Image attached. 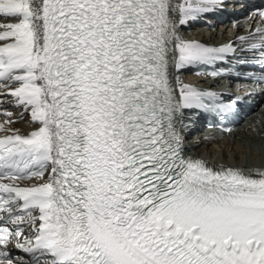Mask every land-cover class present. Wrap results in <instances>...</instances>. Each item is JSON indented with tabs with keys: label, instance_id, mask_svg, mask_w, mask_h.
Listing matches in <instances>:
<instances>
[{
	"label": "snow or ice",
	"instance_id": "snow-or-ice-1",
	"mask_svg": "<svg viewBox=\"0 0 264 264\" xmlns=\"http://www.w3.org/2000/svg\"><path fill=\"white\" fill-rule=\"evenodd\" d=\"M222 2L0 0V264H264V167L183 155L217 94L177 73L237 49L178 25Z\"/></svg>",
	"mask_w": 264,
	"mask_h": 264
},
{
	"label": "bare ground",
	"instance_id": "bare-ground-1",
	"mask_svg": "<svg viewBox=\"0 0 264 264\" xmlns=\"http://www.w3.org/2000/svg\"><path fill=\"white\" fill-rule=\"evenodd\" d=\"M183 29V28H181ZM193 35L195 38H199L200 40L210 41V42H223L229 38L228 35H224L222 33L221 36L214 34L213 32L207 33L203 29H197L193 31ZM205 38V39H204ZM24 124L20 122L16 124V127H22ZM252 140V141H251ZM256 141V142H255ZM255 142V151L252 149L254 155H258L256 159L251 160L247 157V148L252 146V143ZM209 145L208 142H203L202 144H197L193 146L191 151L196 154H200V158L209 162L210 164H214L215 166L221 165H232L235 167H244V168H259L264 167V152L256 151L260 149V147H264V113L257 112L246 124L242 125V128H239L238 131L234 133V135H228L222 138L219 141L212 142ZM215 146H219L220 153L218 154V150ZM213 147V150L210 152L209 148ZM237 150L241 151V154L235 153ZM228 151H233L234 156L232 157V161L228 158ZM264 151V148H263ZM245 154V156H244ZM245 158H244V157ZM230 157V156H229Z\"/></svg>",
	"mask_w": 264,
	"mask_h": 264
},
{
	"label": "rangeland",
	"instance_id": "rangeland-1",
	"mask_svg": "<svg viewBox=\"0 0 264 264\" xmlns=\"http://www.w3.org/2000/svg\"><path fill=\"white\" fill-rule=\"evenodd\" d=\"M1 22L2 23H6V22H15V21H4V20H1ZM0 22V23H1ZM185 36V38L186 37H191V38H195V36L193 35V32H190V33H185V34H183V35H181V37H184ZM205 39V38H204ZM252 141V140H251ZM256 142V141H255ZM255 142H253L252 143V146H250L249 148H247V153H246V155H247V157H249V159H251V160H254V159H256V157L258 156V155H254L255 153L257 154V152H255V153H253V151H252V149L254 150L255 149ZM219 146H215V148L218 150V154H221L220 153V149L218 148ZM263 146L262 147H260V149H258V150H256V151H260V152H264L263 151ZM213 150V147H210L209 148V151L211 152ZM255 151V150H254ZM228 153V158L230 159V161H232L231 159H232V157L234 156V152L233 151H228L227 152ZM235 153H238V154H241V151L240 150H237V152H235ZM230 156V157H229ZM244 156H245V154H244ZM243 156V157H244ZM245 158V157H244Z\"/></svg>",
	"mask_w": 264,
	"mask_h": 264
}]
</instances>
